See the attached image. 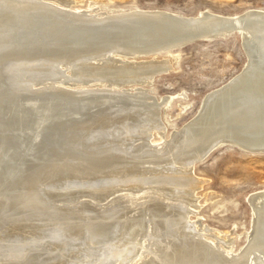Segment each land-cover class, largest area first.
Here are the masks:
<instances>
[{
    "label": "bare ground",
    "instance_id": "1",
    "mask_svg": "<svg viewBox=\"0 0 264 264\" xmlns=\"http://www.w3.org/2000/svg\"><path fill=\"white\" fill-rule=\"evenodd\" d=\"M82 2L0 0V264H264V189L235 252L201 224L192 174L223 144L264 152V12ZM232 33L245 67L166 135L172 97L143 86L172 69L156 56Z\"/></svg>",
    "mask_w": 264,
    "mask_h": 264
},
{
    "label": "rangeland",
    "instance_id": "2",
    "mask_svg": "<svg viewBox=\"0 0 264 264\" xmlns=\"http://www.w3.org/2000/svg\"><path fill=\"white\" fill-rule=\"evenodd\" d=\"M91 2L83 0L78 7H86ZM96 5L106 11L157 9L185 17H194L203 11L222 16H238L245 10L264 12V0H96ZM149 60V57L139 59ZM156 60L170 61L172 69L155 75L143 86L153 95L151 100L172 97L168 106L160 108L166 135L190 123L205 96L222 88L247 63L238 33L197 40L172 53L160 54ZM151 100L146 103L150 104ZM157 139L155 133L153 140ZM192 174L200 180L196 194L198 205H195L201 224L228 233L233 239V251L238 252L245 247L252 225L249 199L264 189V153H247L223 144L196 161Z\"/></svg>",
    "mask_w": 264,
    "mask_h": 264
},
{
    "label": "water",
    "instance_id": "3",
    "mask_svg": "<svg viewBox=\"0 0 264 264\" xmlns=\"http://www.w3.org/2000/svg\"><path fill=\"white\" fill-rule=\"evenodd\" d=\"M197 40H199V39H196V40H194V41H197ZM28 110H30L29 107H28ZM30 113H31V112H30ZM32 117H33L32 114L29 115L27 120L29 121ZM36 141H37V140H36ZM247 153H255V154L258 153V154H260V153H264V152H253V151H252V152H249V151H247Z\"/></svg>",
    "mask_w": 264,
    "mask_h": 264
}]
</instances>
